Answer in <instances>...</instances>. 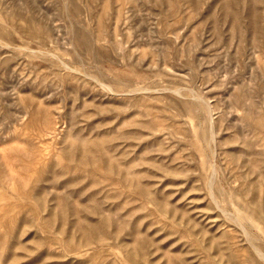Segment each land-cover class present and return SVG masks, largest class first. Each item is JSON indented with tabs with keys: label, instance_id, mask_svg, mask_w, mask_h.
I'll use <instances>...</instances> for the list:
<instances>
[{
	"label": "rangeland",
	"instance_id": "1",
	"mask_svg": "<svg viewBox=\"0 0 264 264\" xmlns=\"http://www.w3.org/2000/svg\"><path fill=\"white\" fill-rule=\"evenodd\" d=\"M0 264H264V0H0Z\"/></svg>",
	"mask_w": 264,
	"mask_h": 264
}]
</instances>
